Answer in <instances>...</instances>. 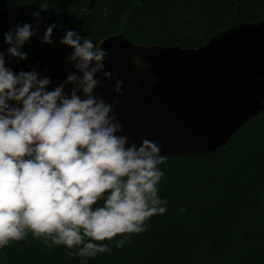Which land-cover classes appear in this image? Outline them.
I'll list each match as a JSON object with an SVG mask.
<instances>
[{"label":"clouds","instance_id":"clouds-1","mask_svg":"<svg viewBox=\"0 0 264 264\" xmlns=\"http://www.w3.org/2000/svg\"><path fill=\"white\" fill-rule=\"evenodd\" d=\"M38 28L15 24L0 52V249L32 233L45 244L79 246L82 257L111 253L97 242L142 233L149 218L167 211L158 195L164 157L146 136L137 145L119 134L124 82L105 70L108 53L91 37L64 30L59 44L72 50L65 62L74 71L50 91L49 76L6 66L5 55L26 59L23 46ZM56 28L46 26L43 44L53 43ZM132 62L137 72L147 67L138 55ZM101 79L114 81L111 102L96 92ZM115 244L122 248L125 239Z\"/></svg>","mask_w":264,"mask_h":264},{"label":"trees","instance_id":"trees-1","mask_svg":"<svg viewBox=\"0 0 264 264\" xmlns=\"http://www.w3.org/2000/svg\"><path fill=\"white\" fill-rule=\"evenodd\" d=\"M262 18L264 0H0V51L17 23H39L22 49L28 57L58 44L65 29L96 43L122 33L134 44L196 48L218 31ZM53 22V43L43 44ZM159 167L167 211L149 218L142 233L97 242L110 244L111 253L82 257L79 246L45 244L29 233L0 249V264H264V112L225 146L164 158Z\"/></svg>","mask_w":264,"mask_h":264},{"label":"water","instance_id":"water-1","mask_svg":"<svg viewBox=\"0 0 264 264\" xmlns=\"http://www.w3.org/2000/svg\"><path fill=\"white\" fill-rule=\"evenodd\" d=\"M98 44L108 53L105 70L124 82L115 110L123 125L119 134L137 145L146 136L164 158L215 151L264 112V18L218 31L196 48L134 44L122 33ZM71 51L58 43L23 61L5 55L6 66L49 76L50 91L73 72L65 62ZM133 55L147 65L144 71L135 70ZM113 84L101 79L96 89L108 102L116 97Z\"/></svg>","mask_w":264,"mask_h":264}]
</instances>
